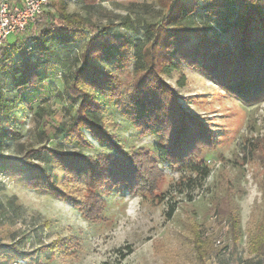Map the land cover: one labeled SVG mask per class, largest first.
<instances>
[{
    "label": "rangeland",
    "instance_id": "rangeland-1",
    "mask_svg": "<svg viewBox=\"0 0 264 264\" xmlns=\"http://www.w3.org/2000/svg\"><path fill=\"white\" fill-rule=\"evenodd\" d=\"M183 1L189 6L196 3V13L191 22L184 21L186 25L202 27L207 33V25L214 24L209 33L227 38L219 22L205 21L207 0ZM172 3L98 0L91 7L66 2L65 9L84 22L113 27L143 43L147 35L144 25L158 22ZM48 8L55 11L50 5ZM75 33L73 43L56 46L48 64L39 68L44 82L24 91L21 109L13 111L8 124H0L2 130L7 129L0 142V156H19L28 149L53 147L64 141L77 104L67 94L66 77L80 64L79 55L87 38L85 29L78 28ZM15 38V34L9 35L6 46L10 47ZM11 52L17 60V51ZM94 64L118 74L124 84L132 77L131 64L116 67L108 57L98 58ZM163 77L175 89L182 107L208 127L212 142L197 150L196 158L203 157L209 170L207 177L199 179L159 159L155 146L163 144L164 139L155 130H137L124 116L122 100L117 107L114 101L97 94L105 129L123 150L141 156L142 185L135 188L107 183L97 192L102 208L88 219L71 200L26 185L27 172L19 178L0 164V264H20V253L35 250H39L38 264H209L212 258L218 264H260L259 257L249 252L248 242L263 216L264 168L249 143L261 138L259 148L264 149V100L244 105L199 67L183 65ZM85 134L93 143L89 150L83 148L86 154L112 151L109 145ZM65 146L80 149L73 143ZM33 157L52 167L47 154L36 151ZM53 170L55 175H62L59 168ZM71 182L78 191L73 196L78 202L85 201L87 191ZM229 216L238 219L239 228L235 234L229 229L223 238L225 245H231L227 256L220 253L213 237L222 231L224 222L230 224ZM197 236L205 244L203 258L196 247ZM51 243L59 248H45Z\"/></svg>",
    "mask_w": 264,
    "mask_h": 264
},
{
    "label": "trees",
    "instance_id": "trees-1",
    "mask_svg": "<svg viewBox=\"0 0 264 264\" xmlns=\"http://www.w3.org/2000/svg\"><path fill=\"white\" fill-rule=\"evenodd\" d=\"M48 1L54 12L49 11L43 22L16 33L10 47L6 44L0 47V78L3 81L0 124H8L14 117L13 111L21 109L24 91L44 82L39 68L48 64L56 46L73 43L75 32L82 28L87 38L79 55L80 64L72 68L65 82L69 98L77 101L76 110L63 135L64 141L53 147L28 149L19 156H0V164L13 170V175L19 178L27 172L26 185L61 200H71L88 219L102 208L99 189L107 183L139 188L143 177L141 156L123 150L113 134L105 129L100 117L103 108L96 99L97 94L114 101L117 107L122 100L124 116L137 130H155L164 139L163 144L155 146L159 159L199 179L206 178L209 170L203 157L196 159L197 150L208 147L212 138L208 127L178 102L175 89L163 75L178 71L183 65L199 67L222 90L244 105L264 100V0H207L205 21L207 24L219 22L226 39L209 33L214 24L207 25V33L202 27L186 25L184 21L192 20L196 13V3L189 6L183 0H173L158 22L144 25L147 35L143 43L135 42L113 27L101 28L67 13L66 0ZM97 1L78 0L77 3L91 7ZM121 24L124 26L125 22ZM12 49L18 53L17 60L12 56ZM105 57L113 60L116 67L132 65L129 83L124 84L118 74L94 64V60ZM6 130L0 125V142ZM85 132L94 141L109 145L112 151L96 155L83 152V148L93 147ZM71 143L80 149L66 148L65 145ZM260 143L261 138H255L249 144L264 168V149L259 148ZM36 151L47 154L52 167L35 160ZM53 167L59 168L62 175H55ZM71 181L87 191L85 201L78 202L73 196L78 191L73 189ZM229 220L230 230L235 234L239 221L235 216H229ZM197 242L199 256L203 258L205 244L199 236ZM45 248L55 250L59 246L51 243ZM248 248L262 264L264 209ZM38 252L20 253V264H38Z\"/></svg>",
    "mask_w": 264,
    "mask_h": 264
},
{
    "label": "built area",
    "instance_id": "built-area-1",
    "mask_svg": "<svg viewBox=\"0 0 264 264\" xmlns=\"http://www.w3.org/2000/svg\"><path fill=\"white\" fill-rule=\"evenodd\" d=\"M66 1L69 3L78 2V0ZM48 7V0H0V47L7 42L9 35L22 32L28 26L41 23L50 11ZM229 229L230 224L224 222L222 231L213 237V242L220 248V253L227 256L231 245H225L223 238ZM209 233L208 231L207 234ZM262 263L264 264V259ZM209 264L218 263L212 258Z\"/></svg>",
    "mask_w": 264,
    "mask_h": 264
}]
</instances>
